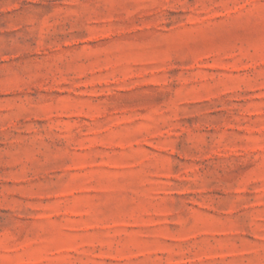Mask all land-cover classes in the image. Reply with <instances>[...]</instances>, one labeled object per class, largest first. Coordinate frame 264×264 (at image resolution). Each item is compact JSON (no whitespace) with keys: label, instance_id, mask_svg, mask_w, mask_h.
I'll use <instances>...</instances> for the list:
<instances>
[{"label":"rangeland","instance_id":"rangeland-1","mask_svg":"<svg viewBox=\"0 0 264 264\" xmlns=\"http://www.w3.org/2000/svg\"><path fill=\"white\" fill-rule=\"evenodd\" d=\"M0 264H264V0H0Z\"/></svg>","mask_w":264,"mask_h":264}]
</instances>
